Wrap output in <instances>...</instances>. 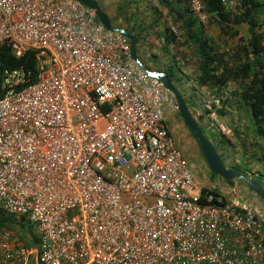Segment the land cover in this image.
<instances>
[{"label":"built area","instance_id":"2783aa9c","mask_svg":"<svg viewBox=\"0 0 264 264\" xmlns=\"http://www.w3.org/2000/svg\"><path fill=\"white\" fill-rule=\"evenodd\" d=\"M1 44L35 52L33 81L1 75L0 210L38 241L0 227V264H264L263 218L193 180L164 122L175 99L125 37L77 0H0Z\"/></svg>","mask_w":264,"mask_h":264},{"label":"crops","instance_id":"0c3cea01","mask_svg":"<svg viewBox=\"0 0 264 264\" xmlns=\"http://www.w3.org/2000/svg\"><path fill=\"white\" fill-rule=\"evenodd\" d=\"M115 1L117 2V10L121 8L120 4L124 3L127 9L136 12L139 16V20L135 18L130 22L129 27L131 30H128L126 23H121L119 21L118 24L114 26L125 28L130 31V33L137 36L138 43L136 53L138 48H140V51L144 53L148 52L160 55L162 58L161 63L164 61L163 64L165 68H158L159 70L155 69L158 71L165 72L168 70L167 63L170 62L174 63L176 66L178 65L180 69L187 72L189 71L187 70V64L191 62V59L196 60L194 69H197L199 63L198 53L195 49V42L192 38L190 39L187 36L188 33L191 34L193 32L196 35L201 31L203 37L209 42L211 41L214 46H219L220 52L230 51L232 46L238 42L236 37H230L221 33L219 24L211 20L210 13L209 21L205 24L192 19L188 11V0ZM116 8L112 9V6L109 7V5H105L102 10L110 19V16L114 15V10H116ZM252 15L261 23L260 31H262L263 34L264 7L254 8L252 10ZM172 29H175V32H173ZM186 74L188 75V73ZM188 81L192 87L198 90L200 94L199 99L201 101L206 102V100H212L211 104L208 103V105H210L206 108V111L209 117L212 118L215 129L221 133V137L224 140L223 143L220 139L212 141L214 145H218L216 149L225 164L231 167L229 166V161L232 160L231 163L236 165V168L232 167L233 169L243 175L260 181L264 186V114L261 125L257 124L249 106L240 100L239 91L241 88L239 87V82L231 80L223 87L214 88L198 85L193 83L190 79H188ZM185 100L196 121L201 120L203 117L201 116L202 109L200 111L199 109L193 108V105H190L187 99ZM198 123L203 126L201 122ZM170 126L168 130L172 138H176L174 141L179 150L186 152L189 149H193L194 153L199 152L209 173L210 171L199 151V146L193 138L192 133L189 130H182L180 132L178 127L179 124H171ZM205 126L206 125L203 127L206 129ZM188 134L190 135L188 136ZM190 136L192 140L196 142L197 151L192 146ZM210 174L216 179L213 186L215 191L217 190L223 194V196L228 193L231 194L230 197L232 201L229 202H237L243 208L255 210L264 215V201L246 189L242 183L235 186V184L228 183L222 178L213 175L211 172ZM192 177L195 180L193 174ZM218 187L220 190H218ZM239 194L244 197L241 201L237 198ZM261 211H263V213ZM16 242L19 243L17 239Z\"/></svg>","mask_w":264,"mask_h":264},{"label":"trees","instance_id":"16d2710c","mask_svg":"<svg viewBox=\"0 0 264 264\" xmlns=\"http://www.w3.org/2000/svg\"><path fill=\"white\" fill-rule=\"evenodd\" d=\"M204 3L207 12L211 14V20L219 24L221 33L236 37L238 42L230 51L220 52L219 46L209 42L202 36L201 31L196 35L193 32L188 33L187 36L195 42L199 60L192 79L198 85L214 88L223 87L231 80L239 82L241 102L249 106L257 124L261 125L264 114V42L260 31L261 23L252 15V10L264 7V4L255 0H244L243 11L233 15L222 8L220 0H204ZM35 63L34 51L16 57L10 47L5 44L0 45V80L4 70L23 67L27 72L32 73L31 81H33L36 72ZM165 73L171 79L169 71ZM227 182L233 183V181ZM212 193L218 195L215 190ZM0 227L8 230L20 227L25 237L33 238L31 243L26 244L27 246L35 245L38 241L32 225L22 218L1 210Z\"/></svg>","mask_w":264,"mask_h":264},{"label":"rangeland","instance_id":"374dc122","mask_svg":"<svg viewBox=\"0 0 264 264\" xmlns=\"http://www.w3.org/2000/svg\"><path fill=\"white\" fill-rule=\"evenodd\" d=\"M99 5L101 6V8L103 9V7L108 6H112V9L116 8V4L117 2L115 0L113 1H108V0H97ZM121 8L119 10H114V15L110 16V21L113 25H117L118 21L121 23H126L127 24V28L128 30H131L129 25L130 22H132L135 18L137 20H139V16L136 14V12L134 11H130L129 9H127L126 5L124 3H121ZM192 16V15H191ZM192 19H194L195 21L196 18H194L192 16ZM198 22V21H197ZM211 23V20H210ZM127 30V29H126ZM127 30V31H128ZM130 32V31H129ZM137 56L140 59L141 63L148 69H158V68H165V65L163 63H161L162 58L160 57V55L158 54H153V53H148V52H142L140 51V48H138L137 51ZM191 62H189L187 64V70L189 71H185L183 69H180L179 66L175 65L174 63H167L168 66V70L169 73L171 74V80L174 83V85L179 89V91L181 92V94L183 95V97H185V99H187V102H189L190 105H193V108L195 109H199L201 111L202 109V113L201 116L202 119L197 121V122H201L204 125H206V129H207V136L209 137V139H211V141L213 140H217L220 139L221 142L223 143V138L221 137V133L218 132L214 125H213V120L212 118L209 117L208 112L206 111V108H208V106L212 103V100H206L205 101H201L200 98V94L198 92V90L195 87H192L191 84H189L188 79H190L193 83V73L195 71L194 66H196V60L191 59ZM194 69V70H193ZM159 70V69H158ZM188 73V75L186 74ZM188 78V79H187ZM205 98V97H204ZM189 99V101H188ZM208 103H210L208 105ZM212 106V105H211ZM215 106V105H214ZM198 120V119H197ZM164 122L167 128L170 129V125L171 124H179V129L180 132L182 130L184 131H188V128L183 124L179 113L176 109H174L172 107V105L168 106L165 110L164 113ZM205 129V131H206ZM189 133V132H188ZM190 134H188L189 136ZM176 138L174 137V140ZM190 141L192 143L193 148L197 151L198 149L196 148V142H194V140H192L191 136H190ZM212 141V142H213ZM217 144H215V147L217 148ZM182 151V150H181ZM183 159L185 161V165L187 167V169L193 174V176L195 177V180L193 178V180L199 184L201 187H204L206 189H213L214 186V182H216L215 177H213L210 172L208 173V170L205 166V164L202 161V157L199 154V152L194 153L193 149H189L186 152H183ZM187 154V155H185ZM232 161V160H231ZM231 161H229V166L236 168V165L234 163H231ZM235 170V169H234ZM239 181L234 180L233 184H235V186L240 185ZM242 185V184H241ZM216 188V187H215ZM215 190V189H214ZM218 190H220V188L218 187ZM217 191V190H216ZM217 193L221 194L220 192L217 191ZM223 196V194H221ZM231 194H225L223 196V199L225 202L227 203H232L229 201H232ZM243 195L239 194L238 195V200H243L244 197H242ZM263 213V211H261ZM259 215L263 218L264 220V215L259 213ZM12 230H10L13 233V237L17 239V241L21 244H29V242L31 243L33 238L31 237H25L24 234L21 232L20 227H17L13 230V228H11ZM20 230V231H19Z\"/></svg>","mask_w":264,"mask_h":264},{"label":"water","instance_id":"95a60500","mask_svg":"<svg viewBox=\"0 0 264 264\" xmlns=\"http://www.w3.org/2000/svg\"><path fill=\"white\" fill-rule=\"evenodd\" d=\"M77 1L93 12L95 21L101 24L104 29L118 32L121 36L125 37L129 41L130 58L135 62V64H137V66L148 76L157 79L160 83H162L164 88L171 92L175 99L179 116L183 124L192 133L193 138L197 142L199 151L202 154L209 171L225 181L237 180L241 182L246 189L264 201L263 184L254 178L243 175L242 173L234 170L232 167H228L225 164L214 143L207 136L205 128L196 121L194 115L190 112L181 92L174 85L167 74L163 71L150 70L141 63L136 53V47L138 43L137 36L130 33L125 28L114 26L111 23L108 15L102 10L97 0Z\"/></svg>","mask_w":264,"mask_h":264},{"label":"clouds","instance_id":"9594fccd","mask_svg":"<svg viewBox=\"0 0 264 264\" xmlns=\"http://www.w3.org/2000/svg\"><path fill=\"white\" fill-rule=\"evenodd\" d=\"M150 70H152V69H150ZM158 71V70H157ZM185 100V99H184ZM186 102V101H185ZM187 104V103H186ZM188 106V105H187ZM189 108V107H188Z\"/></svg>","mask_w":264,"mask_h":264},{"label":"flooded vegetation","instance_id":"af4514ba","mask_svg":"<svg viewBox=\"0 0 264 264\" xmlns=\"http://www.w3.org/2000/svg\"><path fill=\"white\" fill-rule=\"evenodd\" d=\"M193 136V135H192Z\"/></svg>","mask_w":264,"mask_h":264}]
</instances>
